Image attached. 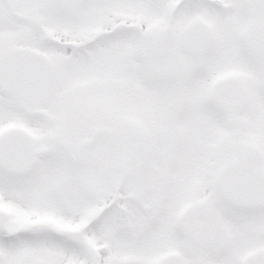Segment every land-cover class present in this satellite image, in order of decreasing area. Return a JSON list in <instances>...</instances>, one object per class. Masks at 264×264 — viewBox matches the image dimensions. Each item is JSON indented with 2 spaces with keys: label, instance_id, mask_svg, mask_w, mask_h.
<instances>
[{
  "label": "snow or ice",
  "instance_id": "obj_1",
  "mask_svg": "<svg viewBox=\"0 0 264 264\" xmlns=\"http://www.w3.org/2000/svg\"><path fill=\"white\" fill-rule=\"evenodd\" d=\"M0 264H264V0H0Z\"/></svg>",
  "mask_w": 264,
  "mask_h": 264
}]
</instances>
